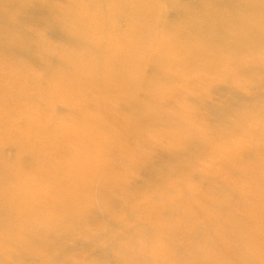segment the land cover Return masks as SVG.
<instances>
[{"label":"clouds","instance_id":"1","mask_svg":"<svg viewBox=\"0 0 264 264\" xmlns=\"http://www.w3.org/2000/svg\"><path fill=\"white\" fill-rule=\"evenodd\" d=\"M0 264H264V0H0Z\"/></svg>","mask_w":264,"mask_h":264}]
</instances>
